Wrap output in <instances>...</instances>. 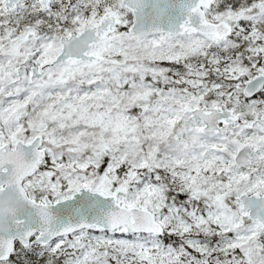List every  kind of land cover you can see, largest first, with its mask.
Segmentation results:
<instances>
[{
    "label": "snow or ice",
    "instance_id": "1",
    "mask_svg": "<svg viewBox=\"0 0 264 264\" xmlns=\"http://www.w3.org/2000/svg\"><path fill=\"white\" fill-rule=\"evenodd\" d=\"M0 264H264V0H0Z\"/></svg>",
    "mask_w": 264,
    "mask_h": 264
}]
</instances>
